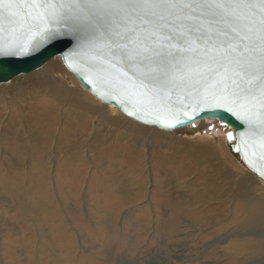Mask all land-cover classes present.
Segmentation results:
<instances>
[{"label": "rangeland", "instance_id": "rangeland-1", "mask_svg": "<svg viewBox=\"0 0 264 264\" xmlns=\"http://www.w3.org/2000/svg\"><path fill=\"white\" fill-rule=\"evenodd\" d=\"M61 64L74 96L26 83L0 104V264H264V186L226 126L140 124Z\"/></svg>", "mask_w": 264, "mask_h": 264}, {"label": "snow or ice", "instance_id": "snow-or-ice-1", "mask_svg": "<svg viewBox=\"0 0 264 264\" xmlns=\"http://www.w3.org/2000/svg\"><path fill=\"white\" fill-rule=\"evenodd\" d=\"M0 4L9 28L15 32L18 27L28 36L22 42L0 44V58L70 45L61 55L74 53L99 81L114 89L149 99L166 89H188L199 103H214L244 119L264 139V0ZM181 123L185 121H165L164 126Z\"/></svg>", "mask_w": 264, "mask_h": 264}, {"label": "water", "instance_id": "water-1", "mask_svg": "<svg viewBox=\"0 0 264 264\" xmlns=\"http://www.w3.org/2000/svg\"><path fill=\"white\" fill-rule=\"evenodd\" d=\"M23 2L30 3L31 0H23ZM23 11L29 9L24 8ZM6 15L4 5L0 4V44L18 43L27 39L28 36L21 33L18 27L15 32L9 28ZM66 47L70 45H58L57 48L48 46L32 55L0 58V68L3 69L0 71V84L9 82L15 76L31 73L53 57H59L69 72L95 99L106 105H114L122 114L140 124L170 131L203 120H213L223 124L228 128L224 135L228 152L264 186V139H261L244 119L237 118L233 113L217 107L214 103H199L193 95H190L188 89H166L150 99L134 91L114 89L99 81L74 53L65 52L62 56L61 50H65ZM70 64L72 66H69ZM76 67L81 71H76ZM205 109L212 110L204 111ZM197 113L199 115H196ZM189 117L193 119H188ZM177 119L185 123L175 127L164 126L165 121L175 123ZM229 133L232 135V140L228 139Z\"/></svg>", "mask_w": 264, "mask_h": 264}, {"label": "bare ground", "instance_id": "bare-ground-1", "mask_svg": "<svg viewBox=\"0 0 264 264\" xmlns=\"http://www.w3.org/2000/svg\"><path fill=\"white\" fill-rule=\"evenodd\" d=\"M57 58L59 60H61L59 57H57ZM57 58H53V59L49 60L44 65L40 66V68H37V70L31 76H29L27 78H17L14 81L10 82L9 84L8 83L7 84H0V104L5 106L6 99H4V97H6L8 92L10 90H13V89H16V88L17 89H23V87H24L23 85L26 84V83L30 84V85L42 84L43 88L47 89V91L53 96L56 95V94L58 95L59 91L60 92L65 91L66 94L61 93L62 95H68L70 97L74 96L75 95L74 88L68 87L63 81V80H68L69 76H67V73L63 69V66L61 64L63 62L59 61ZM76 83H77L76 85H78L77 89H79V86H80V88H82L80 93L83 96V98H84V96H87V93H86L87 90L80 83H78V81H76ZM81 95H80V98H81ZM64 98H66V97H64ZM85 98H87V97H85ZM109 105H112V104H109ZM49 111L50 110L42 109V110L38 111L39 113H37L33 119L34 120L38 119L39 121H42L46 117V115L49 114ZM9 119H12V117L10 116ZM65 143L68 144V142H66V141H65ZM67 144H65V145H67ZM32 157L34 158V160H32V165H31L30 168H28L27 171L32 172V173L40 172L42 170V168L44 167V165H43V163H42V161L40 159L39 151L35 150V152H34Z\"/></svg>", "mask_w": 264, "mask_h": 264}]
</instances>
